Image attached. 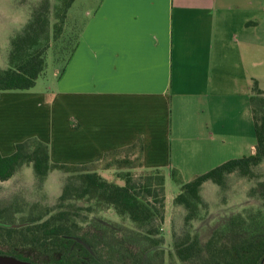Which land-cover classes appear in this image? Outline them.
I'll list each match as a JSON object with an SVG mask.
<instances>
[{
  "label": "crops",
  "instance_id": "obj_1",
  "mask_svg": "<svg viewBox=\"0 0 264 264\" xmlns=\"http://www.w3.org/2000/svg\"><path fill=\"white\" fill-rule=\"evenodd\" d=\"M87 15L53 83L0 91V108L20 100L51 116L0 141L1 155L34 137L53 163L91 162L140 138L143 169L187 180L252 152L264 0H97Z\"/></svg>",
  "mask_w": 264,
  "mask_h": 264
},
{
  "label": "trees",
  "instance_id": "obj_2",
  "mask_svg": "<svg viewBox=\"0 0 264 264\" xmlns=\"http://www.w3.org/2000/svg\"><path fill=\"white\" fill-rule=\"evenodd\" d=\"M72 1L56 0L50 13L40 6L10 37L5 66L0 68V91L31 88L44 71L45 54L51 43L59 42L60 50H67L68 58L81 29L77 32L72 27L65 29L66 11ZM248 102L255 136L250 154L225 160L187 181L181 180L175 168L168 169L169 178L177 187L172 204L184 210L183 229L178 234L172 231L171 240L173 256L181 264L264 262V181L250 188L259 201L256 208L230 215L204 241L190 228L205 206L199 192L203 182L210 181L222 188L231 173L251 178L253 168L264 159V91L255 80L251 82ZM141 152L138 138L128 146L104 152L98 160L53 163L49 161L46 144L38 139L29 137L16 142L10 154H0V181L23 165L30 166L37 180L44 179L52 170L66 177L52 208L38 210L36 204L27 205L24 210L8 205L0 207V254L36 264H162L159 245L163 241L160 223L164 175L158 169H143ZM135 168L140 169L137 176L131 172ZM97 169L113 170L122 184L105 179ZM106 210L128 220L133 228H122L120 235L99 224L95 226L100 231L95 229L94 234L83 230L87 215ZM19 211L22 214L16 224L14 215ZM26 248L45 255L46 261L23 256L20 250ZM149 250L150 255L143 259Z\"/></svg>",
  "mask_w": 264,
  "mask_h": 264
},
{
  "label": "rangeland",
  "instance_id": "obj_3",
  "mask_svg": "<svg viewBox=\"0 0 264 264\" xmlns=\"http://www.w3.org/2000/svg\"><path fill=\"white\" fill-rule=\"evenodd\" d=\"M56 0H0V68L5 66L6 53L9 46L10 37L19 31L30 18V14L40 6L42 9L48 8L49 13ZM97 0H73L66 11L65 29L77 32L85 19L87 13L91 12ZM63 44V43H62ZM59 42L51 43L45 54V68L43 73L35 80L36 87L54 82L55 76L66 58L67 50H60ZM53 47V48H52ZM3 101V100H2ZM0 101V104L2 103ZM14 107L0 108V141L17 138L18 129L41 131L44 122L51 117L50 110L44 108L42 120L38 116L37 106L20 108V100H15ZM46 104V103H45ZM55 115V114H54ZM5 119V120H4ZM7 119V121H6ZM14 126L11 132V128ZM43 131V130H42ZM40 133V132H39ZM8 135V136H7ZM13 136V137H12ZM12 137V138H11ZM19 137V136H18ZM163 169L164 175V206L163 220L160 223V234L163 238L159 249L162 250V264H181L173 256L172 231L180 233L183 229L182 216L184 210L179 205L172 204V198L177 193L176 185L168 175V169ZM134 176L140 173V169H131ZM254 176L251 178L242 177L236 173L227 175L225 185L219 188L210 181L202 183L200 195L205 203L199 211V217L191 222V230L195 231L201 241H204L210 232L217 226L223 224L230 215L239 213L243 209H254L259 205L256 196L250 192L251 187H255L259 182L264 181V159L253 168ZM97 173L107 180L122 184V180L115 177L113 170L97 169ZM66 174L57 170H52L42 180H37L28 165L21 166L9 178L0 181V207L11 206L24 210L27 205L36 204V209L43 207H54L57 202V195L65 181ZM182 181L184 180L181 175ZM77 205L82 203L76 202ZM21 211L15 213L14 222L19 221ZM94 221V223H93ZM3 225H8L4 224ZM17 224V223H16ZM107 226L116 234L120 235L122 228H133L132 224L126 219L115 215L111 210L100 211L87 215L83 230H89L94 234V230L100 231L99 226ZM132 247V245H130ZM135 250V247H132ZM20 253L32 260L44 262L45 255L33 249H22ZM151 251L144 253L143 259L150 255Z\"/></svg>",
  "mask_w": 264,
  "mask_h": 264
},
{
  "label": "water",
  "instance_id": "obj_4",
  "mask_svg": "<svg viewBox=\"0 0 264 264\" xmlns=\"http://www.w3.org/2000/svg\"><path fill=\"white\" fill-rule=\"evenodd\" d=\"M0 264H36V263L18 259L10 255L0 254ZM262 264H264V262Z\"/></svg>",
  "mask_w": 264,
  "mask_h": 264
}]
</instances>
